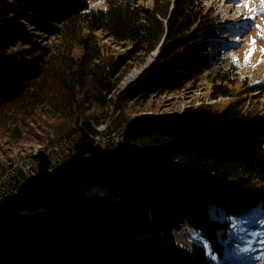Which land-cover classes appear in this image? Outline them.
<instances>
[{"label":"trees","instance_id":"16d2710c","mask_svg":"<svg viewBox=\"0 0 264 264\" xmlns=\"http://www.w3.org/2000/svg\"><path fill=\"white\" fill-rule=\"evenodd\" d=\"M227 29L203 0H0V116L44 117L52 141L77 134L82 151L110 106L123 115L128 102L203 77L213 100L231 97L237 73ZM103 40L127 51L114 60ZM158 46L119 89L124 64H143ZM244 87L264 91V83ZM239 104L117 118L112 127L125 134L117 151L52 172L44 150L32 155L41 178L0 209V264L238 262L224 258L219 241L231 246V221L219 217L264 213V113L244 114ZM185 227L210 241L216 261L176 242Z\"/></svg>","mask_w":264,"mask_h":264},{"label":"rangeland","instance_id":"374dc122","mask_svg":"<svg viewBox=\"0 0 264 264\" xmlns=\"http://www.w3.org/2000/svg\"><path fill=\"white\" fill-rule=\"evenodd\" d=\"M205 8L212 10L214 15H218L223 24L228 25L227 33L224 35L226 40L233 44L234 49L227 51L226 57L236 67V81L230 85L231 97H219L216 100L211 98V80L208 77L200 78L195 84H186L178 89L168 90L162 93L152 94L145 99L128 102L127 107L122 115L121 112L115 111L113 108L109 110L107 117L99 127L103 129H117L112 127L114 122L120 119H132L139 116L152 117L160 114H181L185 108H195L198 106L211 105L215 110H221L232 101H239V108L244 114L261 115L264 113V91L247 92L248 85L264 83V54L261 49L264 48V13L260 12V0H203ZM247 4V7H245ZM101 6V3H97ZM248 9L256 10L255 13ZM252 17V19H245ZM28 29H35L32 26L24 23ZM258 26V27H257ZM32 31V30H29ZM34 31V30H33ZM37 33V32H36ZM40 34V33H39ZM45 38L41 39L43 42ZM256 43L253 45L252 41ZM105 45L104 54L118 60V57L127 51V48L112 44L111 42L102 41ZM250 47L254 48L247 63L245 55L249 52ZM152 52L143 64H131L126 62L124 69L130 70L123 81V88L127 83L132 81L153 59ZM140 71L133 74L134 70ZM0 116V180L10 171H18L22 173L27 163L32 162V155L38 151L44 150L52 152L55 143L52 141V136L47 135V128H52V121L42 117L39 122H32L30 117L23 119L21 110ZM13 112V111H12ZM117 119V120H116ZM13 121H21L15 127ZM51 135V134H50ZM34 160V159H33ZM217 217V215H216ZM241 220L249 221L242 224L246 230L264 231V213L260 207H257L250 214L239 217ZM231 228V223H230ZM189 229L185 227L182 231L176 233V242L182 246H190ZM232 233L229 229V238ZM259 237L253 243V251L245 255V258L240 259L233 264H264V245L259 243ZM232 244L230 247L239 245L247 247L246 244L237 240L234 236L231 238ZM252 257H260L259 260ZM225 264H232L226 262Z\"/></svg>","mask_w":264,"mask_h":264},{"label":"built area","instance_id":"2783aa9c","mask_svg":"<svg viewBox=\"0 0 264 264\" xmlns=\"http://www.w3.org/2000/svg\"><path fill=\"white\" fill-rule=\"evenodd\" d=\"M122 89V87H119ZM112 107H109L111 110ZM100 124L96 128L97 134L91 136L94 141L93 147L79 151L77 144L79 142V135L74 134L68 138H64L55 143L52 152L44 151L50 167L47 170L52 172L56 168L69 162L78 161L82 156L93 154L97 150L115 151L125 140V134L122 129H103L100 130ZM25 165L22 173L10 171L0 180V209L4 208L8 202L18 196L31 182L41 178L36 168L35 160Z\"/></svg>","mask_w":264,"mask_h":264},{"label":"snow or ice","instance_id":"6c2138e0","mask_svg":"<svg viewBox=\"0 0 264 264\" xmlns=\"http://www.w3.org/2000/svg\"><path fill=\"white\" fill-rule=\"evenodd\" d=\"M261 8L260 12L264 13V0H260ZM245 7H247V4H245ZM250 12L255 13L256 10L254 9H248ZM245 19H252V17H246ZM258 27V26H257ZM256 43L255 39L252 41V44L254 45ZM252 51H254V48L250 47L249 52L245 55V62L247 63ZM262 54H264V48L261 49ZM209 216L211 219H217L216 217V209L210 207L209 209ZM220 219H228L231 221V228L230 232L232 233V236H234L237 240L241 241L242 243L246 244L247 247H240L239 245L235 247H229L230 241L220 240L219 242L223 245H225V253L224 258L226 261L229 260H240L242 259L246 254L253 251V243L256 242V239L259 237V243L261 245H264V231H251L246 230L244 227H242V224H246L249 221L247 220H241L240 218H232V217H224L223 214L219 217ZM189 243H195L198 246L202 247L205 255L211 260L216 261L218 257L216 256L214 250L212 249L210 241L205 239L203 235L196 230L189 229ZM230 236V240L232 238ZM252 259L259 260L260 257H252Z\"/></svg>","mask_w":264,"mask_h":264},{"label":"water","instance_id":"95a60500","mask_svg":"<svg viewBox=\"0 0 264 264\" xmlns=\"http://www.w3.org/2000/svg\"><path fill=\"white\" fill-rule=\"evenodd\" d=\"M159 46H160V45H159ZM159 46H158V48L154 51V53H153V59H151V62H153L154 59L157 57V55H158V53H159ZM151 62H150V63H151ZM150 63H149V64H150ZM149 64H147V66H148ZM147 66H145V68H146ZM145 68H144V69H145ZM142 71H143V70H142ZM142 71H141V72H142ZM141 72H140V73H141ZM140 73H139V74H140ZM136 77H137V76H136ZM136 77H135V78H136ZM135 78H134V79H135ZM134 79H133V80H134ZM133 80H132V81H133ZM130 82H131V81H130Z\"/></svg>","mask_w":264,"mask_h":264},{"label":"bare ground","instance_id":"6f19581e","mask_svg":"<svg viewBox=\"0 0 264 264\" xmlns=\"http://www.w3.org/2000/svg\"><path fill=\"white\" fill-rule=\"evenodd\" d=\"M139 71H140L139 69L134 70V72H133V74L131 75V77H132V76H135V74L138 73ZM122 145H123V144H122ZM122 145H121V146H122ZM121 146H120V147H121ZM120 147H119V148H120ZM119 148H118V149H119ZM118 149H117V150H118ZM117 150H115V151H117ZM108 152H114V151H108Z\"/></svg>","mask_w":264,"mask_h":264}]
</instances>
